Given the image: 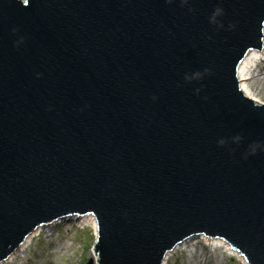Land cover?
Instances as JSON below:
<instances>
[{
	"label": "water",
	"instance_id": "water-1",
	"mask_svg": "<svg viewBox=\"0 0 264 264\" xmlns=\"http://www.w3.org/2000/svg\"><path fill=\"white\" fill-rule=\"evenodd\" d=\"M263 25L264 0H0V264L89 215L96 264L198 236L264 264V103L237 78Z\"/></svg>",
	"mask_w": 264,
	"mask_h": 264
},
{
	"label": "rangeland",
	"instance_id": "rangeland-1",
	"mask_svg": "<svg viewBox=\"0 0 264 264\" xmlns=\"http://www.w3.org/2000/svg\"><path fill=\"white\" fill-rule=\"evenodd\" d=\"M247 82L251 94L264 103V60L252 66ZM205 239L188 240L169 257L167 264H241L235 258L237 255L231 256ZM94 241L91 223L65 219L39 232L21 255H14L2 264H89Z\"/></svg>",
	"mask_w": 264,
	"mask_h": 264
},
{
	"label": "bare ground",
	"instance_id": "bare-ground-1",
	"mask_svg": "<svg viewBox=\"0 0 264 264\" xmlns=\"http://www.w3.org/2000/svg\"><path fill=\"white\" fill-rule=\"evenodd\" d=\"M264 60V25H263V30H262V46H261V50H251L243 59V61L240 63V65L238 66V70H237V78L239 81V85L240 88L243 92V94L251 99H253L256 102H259L258 100H256V98L251 94V90L249 88V84L247 82L248 79H250L251 77V68L252 66L256 65L257 61H262ZM261 103V102H259ZM78 222H85V223H91V225L94 228V232L95 235L97 233V229H96V223H95V219L93 216H85V217H81L79 218V220H76ZM53 224L50 225H46V226H42L38 229H36L32 234H30L26 240L24 241V243L8 258V260H10L14 255H21L23 253V251L28 248V246L30 245L31 240L33 239V237L35 235H38L39 232H41L42 230L44 231V229H48L50 226H53ZM194 237L188 239V240H192ZM198 238H200L198 236ZM203 238V237H202ZM188 240L184 241L182 244H179L178 246H176L173 251H171L170 253L167 254L166 258L163 261V264H167L169 257H171L175 251L179 248H181L183 246V244L185 242H187ZM207 240V242H213V244L215 245V247H220V248H224L226 250V252H228L227 254L229 255H237V257H235L241 264H247L246 260L240 256L239 253L231 250V248L229 247L228 244H226L224 241L222 240H218V239H208L206 238L205 241ZM185 245V244H184ZM91 259L97 261L98 257L95 254L94 251H92L91 253ZM7 260V261H8Z\"/></svg>",
	"mask_w": 264,
	"mask_h": 264
},
{
	"label": "clouds",
	"instance_id": "clouds-1",
	"mask_svg": "<svg viewBox=\"0 0 264 264\" xmlns=\"http://www.w3.org/2000/svg\"><path fill=\"white\" fill-rule=\"evenodd\" d=\"M166 2L171 3L172 0H166ZM222 13H223V9L217 8V9L214 11L213 16L210 18V22H215V18H216V16H217V15H220V14H222ZM221 27H222V25H221ZM208 71H210V70H209V69H204V72H208ZM199 75H201V73H200L199 71L194 72V73H192L191 75H189V74H185L184 79H185V81H188V80L193 79V78H195V77H197V76H199ZM196 92L198 93V92H199V89H197ZM154 99H155V98H154ZM220 143H223V141H220Z\"/></svg>",
	"mask_w": 264,
	"mask_h": 264
}]
</instances>
